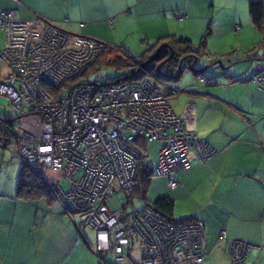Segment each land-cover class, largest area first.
<instances>
[{
  "label": "built area",
  "instance_id": "1",
  "mask_svg": "<svg viewBox=\"0 0 264 264\" xmlns=\"http://www.w3.org/2000/svg\"><path fill=\"white\" fill-rule=\"evenodd\" d=\"M0 30V65L8 71L0 74V107H15L11 116L17 125L27 117L35 122L31 131L15 130L16 138L1 139L0 146L8 141L26 167L60 172L70 181L67 191L58 184L50 191L67 215L77 214L95 232L101 264H107V254L112 264H126L135 247L139 264H203L201 224L169 222L149 207L135 210L131 200L142 154L136 139L158 145L153 175L165 177L169 189L178 186L176 172L191 169V150L199 160L215 154L186 128L188 118L172 110L169 97L179 91L154 85L150 76L109 86L83 78L104 45L43 18L21 20L13 10L1 11ZM247 59L254 72L249 81L264 91V45ZM190 69L184 65V71ZM219 239L228 242L231 264H243L248 245L228 239L225 229Z\"/></svg>",
  "mask_w": 264,
  "mask_h": 264
},
{
  "label": "crops",
  "instance_id": "2",
  "mask_svg": "<svg viewBox=\"0 0 264 264\" xmlns=\"http://www.w3.org/2000/svg\"><path fill=\"white\" fill-rule=\"evenodd\" d=\"M188 5L189 0H0V11L13 10L21 20L43 18L111 49L123 47L131 55L126 38L136 33L140 37L174 33L173 23H188ZM251 24L261 39L256 35L248 44H241L238 56L229 53L236 62H246V51L256 49L262 41L259 28ZM245 68L243 64L224 68L221 75L208 78L209 83L191 80L182 89L173 88L179 92L171 96L185 97H181V107L171 105L175 97H169L172 110L187 117L186 128L216 152L199 160L191 150V169L176 172L175 189L168 188L165 177L156 176L149 179L146 190L152 201L171 199L175 219L190 218L202 224L203 264H231L228 242L219 239L220 229H225L228 239L248 245L243 264H264V91L249 81L252 68ZM6 110L0 107L1 117L11 116L9 112L6 117ZM14 124L15 131L20 124ZM158 148L156 145L155 161ZM7 149L0 147V264H66L79 242L78 227L70 218L69 223L49 229L34 202L44 201L52 207L57 201L51 195L35 200L18 196L19 170L9 172L13 154L10 151L9 156ZM83 250L89 254L87 264H96L89 249Z\"/></svg>",
  "mask_w": 264,
  "mask_h": 264
},
{
  "label": "rangeland",
  "instance_id": "3",
  "mask_svg": "<svg viewBox=\"0 0 264 264\" xmlns=\"http://www.w3.org/2000/svg\"><path fill=\"white\" fill-rule=\"evenodd\" d=\"M189 5L190 18L188 23H173L174 33L161 36L152 33L150 35L144 34V38L140 37L139 34L136 33L132 34L129 39L126 38L125 43L131 49V58L138 60L143 56L146 50L154 45L155 42H167L178 37L189 38L193 47L198 51L195 61L191 63V70L183 71L181 77L177 81L165 83V86L169 88L179 89L181 86H183V84H187L191 80L192 82L195 80L193 72H199L205 78H214V76H217L218 73L221 75L225 71L224 68L234 69V67H239V65L242 64L245 65V70L250 68V61L247 60V54L252 51V49L254 50V48L246 51V62L244 61L243 63L236 62L232 59L234 54H229L234 51L236 56H238L240 54L239 46H241V44H248L253 37H256V35L259 39H261L257 29H255V27L251 24L248 11V0H189ZM235 26H238L237 29L234 28ZM104 45L108 47V44ZM3 47L4 34L0 30V51L3 49ZM224 53H226V55ZM227 55L230 57L226 58ZM0 71L4 76H6L8 73L6 68L2 65H0ZM97 74L112 78L118 75V71L115 70V68L107 65L101 67ZM88 80L91 82L97 81L99 84H104L106 82L105 78H95V74L89 75ZM173 97L175 96H170V98ZM181 97H185V95L179 94L174 99L170 100L171 105L177 103L181 107L184 103V100ZM7 108L10 110V114H16L17 110L13 105H9ZM34 125L35 122L31 119V117L23 118L21 125L16 126V131H31ZM155 148L156 145L151 143L146 146V150L144 151L147 163L152 167L156 162ZM7 150L10 156L12 155L10 154V151L12 152V150H16V147L15 145H11ZM9 164L13 166L9 169V172L12 174V170H14L17 174L19 168L21 167L18 159L12 156ZM32 171L41 174V178L47 183L48 189L50 188L51 184H58L65 191L69 189L70 181L62 177L60 172H53L45 168H39L38 171ZM78 176L79 175H76L74 178L76 179ZM155 177L156 176H151L150 180ZM153 191H151V193H153ZM147 193L148 192H146V197ZM150 196L152 195L150 194ZM150 196L147 197L148 200H152ZM131 200L132 207L135 210H141L144 207L145 200L138 198V196L132 197ZM57 205H59L62 212L60 209L57 210ZM34 207H37L36 210L39 211V214L45 217V223L49 229H57L58 226H61V223H69L71 218L73 223H75L78 227L79 233L83 234V236H81L76 232L79 242L72 248L74 252L66 264H76L77 262H83L86 264L89 263V254L85 253L83 247L88 248V251L92 253L93 258L96 259V264H100L99 257L95 253V232L88 228H84L77 214H73L71 216L67 215L58 201L52 207L46 205L44 201L34 202ZM127 208L130 209L131 207L127 206ZM58 211H60L61 214H58ZM132 254L133 260L127 258L126 264H139L140 257L136 247L132 251ZM104 259L108 263H114V258L111 254L104 256Z\"/></svg>",
  "mask_w": 264,
  "mask_h": 264
},
{
  "label": "trees",
  "instance_id": "4",
  "mask_svg": "<svg viewBox=\"0 0 264 264\" xmlns=\"http://www.w3.org/2000/svg\"><path fill=\"white\" fill-rule=\"evenodd\" d=\"M248 11L252 23L259 28L261 32L262 41L260 45H264V0H248ZM197 54V49L193 47L191 40L187 37H178L167 42H155L154 45L146 50L143 56L139 58L137 64L134 62V59L130 57V54L125 48L120 47L111 49L104 45V49L96 55L91 66L84 72L82 77L88 79L89 75L97 74L101 67L109 65L118 71V75L112 78L102 75L106 79V82L102 84L103 86L140 81L146 76L151 77V81L154 82V85H165V83L170 81H177L184 71V65L188 63L191 66ZM14 118V116H8L7 118L0 116V140L16 138ZM136 144L139 147L138 149L142 151V154L140 155L138 172L132 184L131 198L138 196V198L145 200L144 207L151 208L169 222H195L190 218L175 220L173 217L174 204L168 197H157L153 201L147 199L146 190L149 179L153 176V168L155 165L153 167L151 166L152 168L148 165L144 152L146 146L150 143H146L138 138L136 139ZM4 146H8V141L4 143ZM19 163L21 167L19 168L17 181L18 196L31 200L50 195L53 197L52 193H50L51 191L49 192L50 188L48 189L47 183L41 178V174L32 171V169L26 167L20 161ZM79 234L83 236L82 233ZM96 255L101 261V257L98 254Z\"/></svg>",
  "mask_w": 264,
  "mask_h": 264
},
{
  "label": "clouds",
  "instance_id": "5",
  "mask_svg": "<svg viewBox=\"0 0 264 264\" xmlns=\"http://www.w3.org/2000/svg\"><path fill=\"white\" fill-rule=\"evenodd\" d=\"M191 70V69H190ZM208 79V78H207Z\"/></svg>",
  "mask_w": 264,
  "mask_h": 264
}]
</instances>
